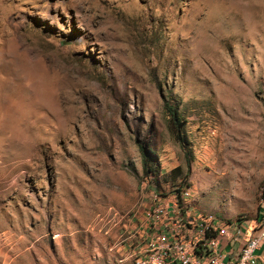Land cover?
<instances>
[{"label":"rangeland","instance_id":"374dc122","mask_svg":"<svg viewBox=\"0 0 264 264\" xmlns=\"http://www.w3.org/2000/svg\"><path fill=\"white\" fill-rule=\"evenodd\" d=\"M181 183L260 214L264 0H0V264H130Z\"/></svg>","mask_w":264,"mask_h":264},{"label":"built area","instance_id":"2783aa9c","mask_svg":"<svg viewBox=\"0 0 264 264\" xmlns=\"http://www.w3.org/2000/svg\"><path fill=\"white\" fill-rule=\"evenodd\" d=\"M190 190L155 200L132 229L130 264H264V200L256 220L194 213Z\"/></svg>","mask_w":264,"mask_h":264},{"label":"trees","instance_id":"16d2710c","mask_svg":"<svg viewBox=\"0 0 264 264\" xmlns=\"http://www.w3.org/2000/svg\"><path fill=\"white\" fill-rule=\"evenodd\" d=\"M165 106H166V109H167V111H168V113L170 115L171 123L173 124V128H174L173 131H174L175 135L177 137H179L181 135V133H180L181 132V121H180L181 117H180V113H179L177 107H175L173 104H171L168 101L165 103ZM140 147H141V150H142L143 157H145V158L149 157V155H150L149 151H147L144 146H140ZM146 170H147L148 173H152V171H153V169H152V167H150V165H147ZM173 172H180V168L179 167L175 168L173 170ZM154 175L158 176V173H154ZM184 189L185 188L183 187V184L181 183L180 186L175 189V192L179 196H181V193H182V191Z\"/></svg>","mask_w":264,"mask_h":264},{"label":"crops","instance_id":"0c3cea01","mask_svg":"<svg viewBox=\"0 0 264 264\" xmlns=\"http://www.w3.org/2000/svg\"><path fill=\"white\" fill-rule=\"evenodd\" d=\"M260 254H261L262 258L264 259V245L260 249Z\"/></svg>","mask_w":264,"mask_h":264}]
</instances>
